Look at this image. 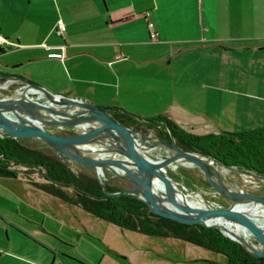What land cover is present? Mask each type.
<instances>
[{"label":"crops","instance_id":"0c3cea01","mask_svg":"<svg viewBox=\"0 0 264 264\" xmlns=\"http://www.w3.org/2000/svg\"><path fill=\"white\" fill-rule=\"evenodd\" d=\"M55 2L50 24L43 21L44 9L34 13L36 18L26 11L30 23L23 29L17 23L8 30L6 16L0 17V33L10 41L3 43L0 70H14L112 112L124 109L146 119L166 113L197 133L264 126L257 118L242 121L237 88L243 57L264 47V0ZM59 19L66 23L63 34L56 32ZM226 91L233 93L227 102ZM252 98L246 111H264V96L260 104L259 97L255 104ZM178 169L191 183L197 181L192 172L202 173L190 164L179 163ZM32 176H0V264L226 261L225 255H210L207 247L181 237L121 228L76 202L75 186L70 195L66 190L72 185L57 190L44 176ZM119 178L110 175L113 181ZM62 197L67 214L57 210L65 206Z\"/></svg>","mask_w":264,"mask_h":264},{"label":"water","instance_id":"95a60500","mask_svg":"<svg viewBox=\"0 0 264 264\" xmlns=\"http://www.w3.org/2000/svg\"><path fill=\"white\" fill-rule=\"evenodd\" d=\"M15 68L14 65H8ZM0 134L49 145L75 166L94 171L109 194L135 193L160 216L188 223L219 227L253 255L264 256V193L238 187L228 170H253L180 147L171 139L155 137L146 129L124 124L112 107L45 85L14 70H0ZM140 120H149L141 115ZM168 125L157 123V125ZM169 129V127H168ZM155 151L156 156L149 152ZM190 164L202 171L203 184L228 200L218 205L197 186H191L182 169ZM105 169L130 181L110 191Z\"/></svg>","mask_w":264,"mask_h":264},{"label":"trees","instance_id":"16d2710c","mask_svg":"<svg viewBox=\"0 0 264 264\" xmlns=\"http://www.w3.org/2000/svg\"><path fill=\"white\" fill-rule=\"evenodd\" d=\"M5 50L0 43V54ZM113 113L124 124L146 129L155 137L171 139L172 132L178 145L184 149L264 174V126L197 133L184 128L166 113L147 118L151 123L140 120L135 113L128 110L114 108ZM157 123H166L169 129L166 125ZM168 171L171 172L169 169ZM33 173L49 179L52 182L51 187L57 190L59 186H75L76 202L121 228L154 235L181 237L226 256L223 263L210 259L211 264H264V256L251 254L238 240L227 235L219 227L160 216L135 193L105 192L94 171L83 170L63 159L53 147L37 141L0 134V176L24 174L32 179ZM112 173L105 169L108 190L115 191L130 186V181L127 179L124 181L122 177L111 180ZM172 174L176 175V172L172 171ZM188 183L191 186L199 184L197 181ZM211 199L221 206L228 204V201L223 203L215 196H211Z\"/></svg>","mask_w":264,"mask_h":264},{"label":"rangeland","instance_id":"374dc122","mask_svg":"<svg viewBox=\"0 0 264 264\" xmlns=\"http://www.w3.org/2000/svg\"><path fill=\"white\" fill-rule=\"evenodd\" d=\"M59 5L63 6L65 0H58ZM55 0H0V17L3 15L6 16V28L8 30H12L14 27L12 25L19 23L20 27L23 29V27H26L30 21L25 19L24 15L26 11L33 12L31 13V17L36 18L37 15L34 14L38 10L43 11L44 9L47 14L43 16L44 23L50 24V22L53 19V12H56L57 4H55ZM13 47V46H12ZM8 50H11V48ZM9 53V51L5 52L4 54ZM264 47L258 48V52L250 55H245L243 57V62L241 64V77L239 86L237 87L240 91V97H241V119L242 121H246L245 119L248 118H257L258 121H264V111H261L260 108L252 109L251 113H248L246 111V108L244 107L247 104L248 99L250 98V94L253 96L252 100H254V104L258 99L256 97H259V101L257 104H260V99H262V95L264 96ZM232 65V63H231ZM195 66V63H194ZM211 68V67H210ZM225 70L227 71V66H225ZM231 88V87H230ZM242 92V93H241ZM246 92V94L244 93ZM225 100L228 101L229 97L233 96V93L230 91H226L225 93ZM236 97V94H235ZM261 102L264 103V100H261ZM179 168V164L176 169H172V171H175ZM199 169V168H198ZM199 174L196 172H192L193 177L199 181L200 178H203L202 173L199 171ZM227 176L230 180H234L235 182H239L242 186L245 187L246 190H252V191H258V192H264V185H252L248 183H243L240 175L236 171L228 170ZM74 187L71 186V188H68L66 190L67 194H70L74 191ZM220 198L219 200L223 203L227 202V199L225 197L216 196ZM62 200H64L65 206H57V210L62 214L69 213V209L67 207V198L62 197ZM207 249L210 255H217L219 257L223 256L224 254L215 250H212L210 248H203Z\"/></svg>","mask_w":264,"mask_h":264},{"label":"built area","instance_id":"2783aa9c","mask_svg":"<svg viewBox=\"0 0 264 264\" xmlns=\"http://www.w3.org/2000/svg\"><path fill=\"white\" fill-rule=\"evenodd\" d=\"M149 11L146 10V13H148ZM150 25L153 24L152 21L149 22ZM66 29V23L62 20V19H59L58 20V23H57V26H56V32L58 34H63L64 31ZM155 35L157 34V31H154L152 33V35ZM9 43L10 41H8V39L2 34L0 33V43L3 45V43ZM9 45V44H8ZM4 47H6L5 45H3ZM53 55H57V56H64V52H53L51 53ZM212 161L215 162L216 159L212 157ZM178 166V164H173V166L171 167L172 169H176ZM165 170L168 171V167L164 168ZM252 170V169H251ZM243 183H248V184H252V185H264V174H250V173H244V172H238ZM234 183H236L238 185V187L242 188V189H245L244 186H242L241 184H239V182H235L234 180H232Z\"/></svg>","mask_w":264,"mask_h":264},{"label":"flooded vegetation","instance_id":"af4514ba","mask_svg":"<svg viewBox=\"0 0 264 264\" xmlns=\"http://www.w3.org/2000/svg\"><path fill=\"white\" fill-rule=\"evenodd\" d=\"M197 182H199L198 186L201 187L206 192V195H208L210 198H211V196H215V197L216 196H221V197L224 198V196H222L221 194H219L215 190H213V189L209 188L208 186L204 185L203 184V178H200V180L197 181Z\"/></svg>","mask_w":264,"mask_h":264}]
</instances>
